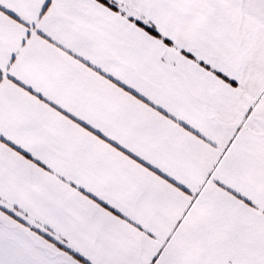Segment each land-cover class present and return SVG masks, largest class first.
<instances>
[{
	"label": "snow or ice",
	"instance_id": "obj_1",
	"mask_svg": "<svg viewBox=\"0 0 264 264\" xmlns=\"http://www.w3.org/2000/svg\"><path fill=\"white\" fill-rule=\"evenodd\" d=\"M0 264H264V0H0Z\"/></svg>",
	"mask_w": 264,
	"mask_h": 264
}]
</instances>
